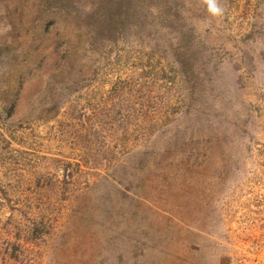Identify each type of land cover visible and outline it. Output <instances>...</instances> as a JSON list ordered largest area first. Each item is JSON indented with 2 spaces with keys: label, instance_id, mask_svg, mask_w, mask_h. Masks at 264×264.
I'll return each mask as SVG.
<instances>
[{
  "label": "rangeland",
  "instance_id": "rangeland-1",
  "mask_svg": "<svg viewBox=\"0 0 264 264\" xmlns=\"http://www.w3.org/2000/svg\"><path fill=\"white\" fill-rule=\"evenodd\" d=\"M49 1L0 0V264H264V0Z\"/></svg>",
  "mask_w": 264,
  "mask_h": 264
},
{
  "label": "trees",
  "instance_id": "trees-1",
  "mask_svg": "<svg viewBox=\"0 0 264 264\" xmlns=\"http://www.w3.org/2000/svg\"><path fill=\"white\" fill-rule=\"evenodd\" d=\"M47 1H48V3H50L49 0H47ZM84 17H85V19L87 18L86 21H84V24L86 26V27L84 26V28H86L84 34H85L86 37L93 36V34H95V30H94V27L92 26V24H93V21L94 20L96 21L97 18L94 15L92 16L90 14L84 15ZM47 30H48L47 28H43L42 31L38 32V36H37L38 44H40L39 42H41L42 44L48 43L47 42V37L49 36L50 33ZM56 33L58 34L59 39L62 41L61 43H62V46H63V50H62L61 56L64 57L66 55V53H65L66 52V48H68L67 46L69 45L68 42H69L70 38L74 37V35H72V33L70 31H68L67 29H65V28H62L60 31H56ZM40 46H41V44H40ZM48 46H50V47H48ZM51 46L52 45H47L46 47L51 49ZM36 51L37 52H36L35 58H37V60L40 63L42 62V64H44V65H48L49 66L55 59L54 58V59H52V61L47 62V59H45V57H48L47 52L44 55H42L43 52L40 53V51L38 50V46L36 47ZM48 53L55 54V50L52 48ZM113 180L115 181V184H117V185H121L122 184L123 185V183H121V181H119L120 177L116 176L115 178H113Z\"/></svg>",
  "mask_w": 264,
  "mask_h": 264
},
{
  "label": "clouds",
  "instance_id": "clouds-1",
  "mask_svg": "<svg viewBox=\"0 0 264 264\" xmlns=\"http://www.w3.org/2000/svg\"><path fill=\"white\" fill-rule=\"evenodd\" d=\"M203 3L207 6V11L213 17H220L224 15L225 9L220 4L219 0H203Z\"/></svg>",
  "mask_w": 264,
  "mask_h": 264
}]
</instances>
